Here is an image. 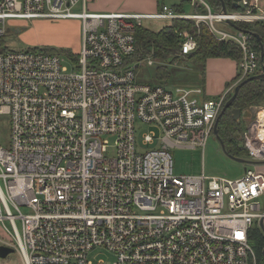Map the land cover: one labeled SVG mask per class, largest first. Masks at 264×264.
<instances>
[{
    "label": "built area",
    "instance_id": "1",
    "mask_svg": "<svg viewBox=\"0 0 264 264\" xmlns=\"http://www.w3.org/2000/svg\"><path fill=\"white\" fill-rule=\"evenodd\" d=\"M191 5L190 14L162 6L130 15L92 13L87 0H0V38L23 29L19 21H82L73 58L0 48V118L11 125L8 148L0 144V246L19 264H95L100 252L114 261L99 264H258L251 236L264 233V123L244 134L254 168L238 180L175 177L171 150L205 148L229 93L264 72L253 37L228 25L264 23V6L242 0L243 11L228 13L207 0ZM175 19L241 48V78L219 98L199 86L136 81L140 65L156 63L153 53L128 63L137 28ZM179 34L185 57L198 32ZM141 125L150 132L140 144Z\"/></svg>",
    "mask_w": 264,
    "mask_h": 264
},
{
    "label": "rangeland",
    "instance_id": "2",
    "mask_svg": "<svg viewBox=\"0 0 264 264\" xmlns=\"http://www.w3.org/2000/svg\"><path fill=\"white\" fill-rule=\"evenodd\" d=\"M92 2L93 0H87L88 8L90 12L95 13V11H93L91 7ZM162 2L169 6L176 5V0H164ZM184 8L187 13L193 12V7L190 4L189 0H186ZM76 12L80 13L81 8L76 10ZM15 23V25H18L19 27L22 25L21 28H23L24 30L19 34L7 31L5 36L0 38L1 49L8 48L11 51L18 52L26 50L27 48L41 47L54 49L58 53H61L64 50H70L74 54V56H77L78 52H80L81 50V20L55 21L36 19L31 21H19ZM165 23L166 21L163 20L143 21V25L154 32H158L159 30H161ZM154 66L155 63L152 67ZM152 67H149L146 63L140 65L136 72V81L138 83H148L151 85H155L153 83L154 68ZM170 70L174 75V78H172L171 82L172 85L170 87H197L201 85L202 76H204L205 79L207 78V68L203 75V73H201L200 70L196 66H194V64L182 58L172 64L170 66ZM239 73L240 67L238 65L237 74ZM227 88L228 87H226L225 89ZM216 98H219V96L212 97L211 99ZM260 112H264L263 107H253L244 114V119L247 124V130L250 129L253 123L258 120ZM262 117H264V115H262ZM262 123H264V118L262 119ZM10 128L11 125L9 119L6 117H1L0 144L7 148L10 139ZM148 132H150L148 126H139V130L137 132V140L140 144L143 141V136ZM171 154L174 162L173 173L175 177L179 178L205 175L210 179L215 178L238 180L244 176L246 169L254 168V165L249 164L251 162V159L248 156L240 158L245 160V163L235 161L231 157H229L223 150L221 143L218 141L217 137L214 134H212L208 138L205 148H174L171 150ZM261 205L264 209V198L261 199ZM0 236L4 238L6 237L2 229L0 230ZM91 258L94 260L95 264H99L100 261H104L106 263H112L114 261V258L105 252H100L99 255L95 254ZM19 263L20 256L17 252L10 255L6 260L0 258V264Z\"/></svg>",
    "mask_w": 264,
    "mask_h": 264
},
{
    "label": "trees",
    "instance_id": "3",
    "mask_svg": "<svg viewBox=\"0 0 264 264\" xmlns=\"http://www.w3.org/2000/svg\"><path fill=\"white\" fill-rule=\"evenodd\" d=\"M207 1L214 12H220L223 8H225L228 13L243 11L240 6H235L236 0ZM247 1L251 2L253 0ZM185 2L186 1H183L181 4L173 6L172 8L181 14H187L184 10ZM189 2L191 4L190 0ZM236 25L238 29L244 33L250 35L257 34L260 36L261 43L254 37L252 44L255 50L261 55V46L264 48V24L237 23ZM184 30L198 32V47L190 55L180 57L179 54L182 50L183 38L180 36L179 32ZM136 39V52L129 59L128 63L145 61L146 58L153 53L156 62L155 66L152 67L154 68L153 83L165 87H170L172 85V78H174L170 66L181 58L194 64L203 75L209 59L226 58L236 61L239 64L243 58L242 50L239 46L233 43H224L215 40L204 24L201 25L200 30L198 31L196 23L192 20H167L163 28L158 32H154L143 25L139 26L137 28ZM44 51L58 53L54 49L48 48H44ZM61 53L71 58L74 57V54L70 50H64ZM261 66L262 71H264V62H261ZM240 78L241 75L238 74L237 78L228 86V88L238 82ZM247 79L249 78L244 79L238 85ZM204 81L205 78L202 76L201 85L199 86L204 87ZM235 88L229 93L224 106L233 97ZM253 107L264 108V80H253L246 83L241 88L232 106L220 119L218 127L219 137L225 144L228 154L233 157L240 159L244 156H248L247 149L243 144L244 133L247 130L244 113ZM236 109L242 111V116L237 121L234 119L233 114V111ZM251 244L256 251L258 264H264V233L259 228H255L251 236Z\"/></svg>",
    "mask_w": 264,
    "mask_h": 264
},
{
    "label": "crops",
    "instance_id": "4",
    "mask_svg": "<svg viewBox=\"0 0 264 264\" xmlns=\"http://www.w3.org/2000/svg\"><path fill=\"white\" fill-rule=\"evenodd\" d=\"M162 1L164 0H93L91 7L95 13L154 15L161 10L162 6H168L172 8L173 6L179 5L186 0H176V5L173 6L166 5ZM260 4L264 6V0H260ZM238 65L239 64L236 61L231 59H209L206 67L207 78L204 81V87H202L204 89L205 95L208 98H212L217 96L220 97L223 93H225L229 89L225 88L231 85L238 76Z\"/></svg>",
    "mask_w": 264,
    "mask_h": 264
},
{
    "label": "water",
    "instance_id": "5",
    "mask_svg": "<svg viewBox=\"0 0 264 264\" xmlns=\"http://www.w3.org/2000/svg\"><path fill=\"white\" fill-rule=\"evenodd\" d=\"M242 0H236V3H235V6L236 7H239V3L241 2ZM223 11L226 12V9L223 8ZM233 27L237 28V26L233 23H230ZM24 29H16V30H13L14 33L16 34H19L23 31ZM253 36L261 43V38L259 35L257 34H253ZM261 58H262V62H264V48L261 46ZM253 80H264V72L259 74V75H255V76H252L250 77L249 79L245 80L243 83H241L240 85H238L235 90H234V94H233V97L226 103V105L224 106L223 108V111L221 112V115L216 123V126H215V129H214V135L217 137L218 141L221 143L222 147H223V150L225 151V153L231 157L233 160L235 161H238V162H243L245 163L246 161L243 160V159H239V158H236V157H233L231 156L230 154H228L227 150H226V146L225 144L223 143V141L221 140V138L219 137V134H218V127H219V122H220V119L221 117L225 114V112L232 106V104L234 103V101L236 100L241 88L248 82L250 81H253ZM246 113V112H245ZM244 113V114H245ZM233 114H234V119L237 121L241 118L242 116V111L240 109H236L233 111ZM262 228L264 230V224L262 223ZM15 253V250L11 249V248H6V247H3V246H0V258L3 259V260H6L10 255L14 254ZM264 254V252H263Z\"/></svg>",
    "mask_w": 264,
    "mask_h": 264
},
{
    "label": "bare ground",
    "instance_id": "6",
    "mask_svg": "<svg viewBox=\"0 0 264 264\" xmlns=\"http://www.w3.org/2000/svg\"><path fill=\"white\" fill-rule=\"evenodd\" d=\"M223 11V10H222ZM224 12V11H223ZM230 23H233V22H228V25L232 28L233 26L230 24ZM240 23H244V22H240ZM256 23H262V22H256ZM233 24H237V23H233ZM248 24H254V23H248ZM264 24V23H263ZM237 26V25H236ZM234 29H236V30H239L238 29V27L237 28H235V27H233ZM240 31V30H239ZM247 34V33H246ZM248 35H250V34H248ZM251 36L254 38V36H253V34H251ZM260 57H261V55H260ZM261 62H262V58H261ZM264 115V112H261L260 114H259V119H260V121H261V123H262V119L264 118V117H262V115ZM264 127V126H263Z\"/></svg>",
    "mask_w": 264,
    "mask_h": 264
}]
</instances>
